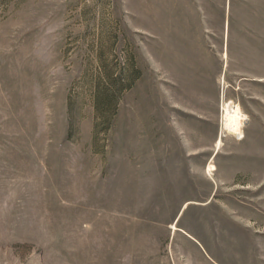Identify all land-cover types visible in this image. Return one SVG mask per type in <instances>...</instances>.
<instances>
[{
  "label": "rangeland",
  "instance_id": "374dc122",
  "mask_svg": "<svg viewBox=\"0 0 264 264\" xmlns=\"http://www.w3.org/2000/svg\"><path fill=\"white\" fill-rule=\"evenodd\" d=\"M0 264H264V0H0Z\"/></svg>",
  "mask_w": 264,
  "mask_h": 264
},
{
  "label": "bare ground",
  "instance_id": "6f19581e",
  "mask_svg": "<svg viewBox=\"0 0 264 264\" xmlns=\"http://www.w3.org/2000/svg\"><path fill=\"white\" fill-rule=\"evenodd\" d=\"M241 119L242 115L238 109V106L233 105L231 102L226 104V117H225V127L228 131L232 133L241 134Z\"/></svg>",
  "mask_w": 264,
  "mask_h": 264
}]
</instances>
